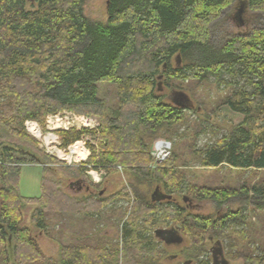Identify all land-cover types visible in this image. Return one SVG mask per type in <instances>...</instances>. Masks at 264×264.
<instances>
[{"label": "trees", "instance_id": "1", "mask_svg": "<svg viewBox=\"0 0 264 264\" xmlns=\"http://www.w3.org/2000/svg\"><path fill=\"white\" fill-rule=\"evenodd\" d=\"M85 1L0 0V264H9L13 257L19 264H162V259L176 257L159 250L154 235L157 229L153 228L165 219L154 216L158 203L172 201L174 188L184 176L172 167L174 154L163 167L149 170L150 142L161 132L174 131L190 107L179 99L177 104L165 100L178 92L165 96L164 78L165 86L168 80L199 81L208 76L223 83V74L245 82L224 100L230 111L243 116L242 122L228 139L203 151L200 163L204 168L225 164L235 169L264 170V0H247L246 4L250 12L263 16L259 27L220 43L212 41L211 25L239 0H107L104 23L85 16ZM27 4H31L30 9ZM98 83L116 87L118 108L111 114L98 98ZM65 111L100 120L98 132L75 128L58 132L62 148L83 136L99 140L98 154L92 148L87 162L74 173L84 175L86 165L108 173L113 171L106 170L108 167L122 165L138 178L163 183L168 194L157 187L158 199L134 193L128 216L122 208L106 216L102 211L115 201H128L125 191L103 197L104 191L88 187L86 196L79 199L62 190L58 181L42 179L39 197L21 196L20 168L14 164L22 160L10 139L30 141L22 131L26 121L43 126L47 116ZM43 157L46 163H56L49 156ZM186 192L217 206L239 198L244 205L264 210V182L238 192L208 186L188 187ZM189 195L183 196L188 200L182 202L191 207ZM26 207L34 208L30 216L33 228L48 236L49 214L56 221L62 218L68 222L73 221V214L81 215L103 229L126 218L121 245L99 232L93 237L78 232L67 243L50 236L58 242L59 253L57 260H47L28 229L19 227ZM177 211L183 214L185 207ZM239 213L217 217L188 214L172 228L179 235L184 231L196 236L197 245L196 229L201 234L209 231L221 236L227 221ZM196 245L185 251L190 258L199 257L204 250L201 244ZM243 264H264V252L244 257Z\"/></svg>", "mask_w": 264, "mask_h": 264}, {"label": "rangeland", "instance_id": "2", "mask_svg": "<svg viewBox=\"0 0 264 264\" xmlns=\"http://www.w3.org/2000/svg\"><path fill=\"white\" fill-rule=\"evenodd\" d=\"M240 1L242 0L225 10L221 18L211 25L210 31L213 42L220 43L232 35L247 33L252 28L259 27L262 24L263 16L250 12L247 5L242 7V13L239 14ZM30 7L31 4H27L26 8L30 9ZM106 8L107 0H86L83 10L85 16L91 21L104 23L107 18ZM175 58L174 56L172 59V66H175ZM222 79L223 83H218L213 76H208L205 80L199 81L192 79L181 82L168 80V86H165L166 79H163L162 86L165 89L162 93L166 96L171 91L180 92L184 95L183 98L188 103L185 105H189L190 110L184 111V120L178 124L174 131L167 134L161 132L150 142L152 146L157 140L170 142L169 158L172 154L176 156L172 167L184 176L174 188L172 201L156 205L158 212L154 218L156 220L165 219V223H157L153 229H170L180 225L188 214L217 217V215L240 213L237 218L227 221L221 236L209 231L201 234L196 229L197 245L201 244L204 248L202 254L197 258H190L189 255L185 254L188 248L190 250L191 247L196 245L194 243L196 236L190 233L180 231L182 237L180 244L165 245L156 239L159 243V250H163L165 256H176L171 260L164 257L165 260H161L162 264H201L206 261L209 264H243L244 257H255L264 252V210H255L249 205H244L242 199L239 198H233L224 205L217 206L212 200L194 198L186 192L188 187L199 188L202 186L231 189L238 192L240 188H251L264 182V170L235 169L225 164L217 168H204L201 166V153L207 148L215 147L228 139L234 127L243 120L242 115L227 108L224 100L233 90L243 87L245 82L238 78L233 79L226 74H223ZM244 88L248 89L247 87ZM97 95L102 101L107 114H111L112 111L118 108L115 85L98 83ZM165 100L170 101L168 98H165ZM26 122L36 125L34 127L37 131L36 135L33 136V132L30 133L26 129ZM26 122L22 131L30 141L10 139L14 144L17 158L22 160L18 165L14 164L20 168L18 188L21 196L25 198L39 197L42 179L58 181L62 190L79 199L86 196L88 187L90 191H104L103 197L125 191L129 196L128 201H115L113 204L104 207L102 211L106 216L108 212L122 208V211L125 212L126 210V216H128L127 212L135 201L134 193L149 199L157 187L164 194H168L163 183L154 181L151 178H138L122 165L108 167L106 170L113 169L109 173L105 169H96L92 165L85 166L87 172L84 175L73 172L87 162L92 155V148L96 155L98 154L99 140L95 137L83 136L69 147L62 148L58 132L72 128L98 132L100 120L97 117L80 116L65 111L55 116H47L43 126L37 121ZM73 148L79 153L81 152L82 155L80 156L82 157H78L77 153L72 154L71 150H75ZM58 152H63L66 157H57ZM23 153L26 154L23 155ZM30 156H33V158ZM43 156L55 159L56 163L42 161ZM164 164H156L151 159L148 168L154 171L163 167ZM74 182H80V184L70 187V184ZM187 195L192 199L190 202L191 207L184 205L182 202V197ZM183 206L185 212L181 214L177 210ZM33 210V207H26L22 210L19 227L28 229L30 236L35 240L38 249L47 260H57L59 253L58 242L50 236L67 243L72 241V237L77 235L78 232L81 234L87 233L90 237L99 232L101 235L104 234L112 239L115 244L121 245L120 235L126 218L120 223H114L112 227L103 229L102 225L94 227L90 219H83L81 215L76 216L73 214V221L68 222L62 218L56 221L49 214L47 217L49 224L48 236L46 233L33 228L30 222ZM66 225L67 230L65 229ZM210 236L213 239H208ZM215 249L218 250L215 251ZM9 264L19 263L13 257ZM41 264H50V262Z\"/></svg>", "mask_w": 264, "mask_h": 264}, {"label": "water", "instance_id": "3", "mask_svg": "<svg viewBox=\"0 0 264 264\" xmlns=\"http://www.w3.org/2000/svg\"><path fill=\"white\" fill-rule=\"evenodd\" d=\"M240 4V10L239 14L242 13V7L246 6L247 0H242L239 2ZM184 95L181 93H172L168 96V99L177 104L178 100L179 101H186V99L183 98ZM80 182H74L71 183L70 185L78 186ZM159 196V191L156 189L154 193L152 194V200L158 199ZM183 202H187V198L183 197ZM155 238L163 242L165 245H171V244H180L182 242V237L179 235L178 230L176 228H170V229H157L154 231ZM173 259L174 257H170Z\"/></svg>", "mask_w": 264, "mask_h": 264}, {"label": "built area", "instance_id": "4", "mask_svg": "<svg viewBox=\"0 0 264 264\" xmlns=\"http://www.w3.org/2000/svg\"><path fill=\"white\" fill-rule=\"evenodd\" d=\"M35 126H36L35 124L30 122L25 123L26 129H28L30 133L33 132L32 133L33 136L37 134V131L34 128ZM170 150H171L170 142H167L165 140H157L156 142H154L151 148V158L156 164H161L169 158ZM71 153L74 154V150H71ZM77 156L81 157L79 156V154H77ZM57 157L65 158L66 156L63 155V152H58Z\"/></svg>", "mask_w": 264, "mask_h": 264}, {"label": "bare ground", "instance_id": "5", "mask_svg": "<svg viewBox=\"0 0 264 264\" xmlns=\"http://www.w3.org/2000/svg\"><path fill=\"white\" fill-rule=\"evenodd\" d=\"M78 146H79V145H78ZM75 148H76V147H75ZM75 148H73V149H75ZM79 149H80V148H79ZM77 150H78V148H77ZM75 152H76L77 154H79V156L82 155V153H81V152L79 153L78 151H76V149L74 150V153H75ZM81 157H82V156H81Z\"/></svg>", "mask_w": 264, "mask_h": 264}, {"label": "crops", "instance_id": "6", "mask_svg": "<svg viewBox=\"0 0 264 264\" xmlns=\"http://www.w3.org/2000/svg\"><path fill=\"white\" fill-rule=\"evenodd\" d=\"M168 259H170V260H171V258H168Z\"/></svg>", "mask_w": 264, "mask_h": 264}]
</instances>
